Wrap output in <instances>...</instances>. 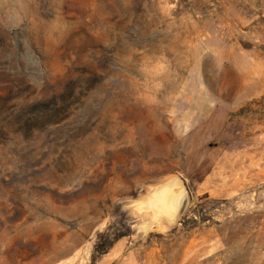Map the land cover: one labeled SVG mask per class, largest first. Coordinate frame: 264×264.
Wrapping results in <instances>:
<instances>
[{
  "label": "rangeland",
  "instance_id": "rangeland-1",
  "mask_svg": "<svg viewBox=\"0 0 264 264\" xmlns=\"http://www.w3.org/2000/svg\"><path fill=\"white\" fill-rule=\"evenodd\" d=\"M0 264H264V0H0Z\"/></svg>",
  "mask_w": 264,
  "mask_h": 264
},
{
  "label": "water",
  "instance_id": "water-1",
  "mask_svg": "<svg viewBox=\"0 0 264 264\" xmlns=\"http://www.w3.org/2000/svg\"><path fill=\"white\" fill-rule=\"evenodd\" d=\"M167 185H173L179 190V196L176 198L174 203V211L170 218L161 211V200H157L158 192ZM153 189L148 192L145 198L146 209L151 211L153 220L157 224V229L164 230L172 227L183 214L189 202V192L183 181L178 175L171 174L164 177L161 181L152 185Z\"/></svg>",
  "mask_w": 264,
  "mask_h": 264
},
{
  "label": "bare ground",
  "instance_id": "bare-ground-1",
  "mask_svg": "<svg viewBox=\"0 0 264 264\" xmlns=\"http://www.w3.org/2000/svg\"><path fill=\"white\" fill-rule=\"evenodd\" d=\"M179 190L176 189L173 185H167L163 187L157 194V200H161V211L170 218L174 211V203L177 201L179 196ZM176 200V201H174Z\"/></svg>",
  "mask_w": 264,
  "mask_h": 264
}]
</instances>
